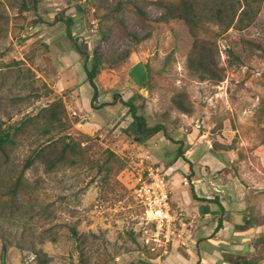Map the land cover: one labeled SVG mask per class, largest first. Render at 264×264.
<instances>
[{
	"label": "rangeland",
	"instance_id": "1",
	"mask_svg": "<svg viewBox=\"0 0 264 264\" xmlns=\"http://www.w3.org/2000/svg\"><path fill=\"white\" fill-rule=\"evenodd\" d=\"M118 2L121 9L113 13L111 8ZM154 2L0 0V129L28 119L7 154L0 155V185L6 186V192L13 189L11 200L0 202V256L2 244L6 245L3 264H159L163 249L172 242L173 236L165 244L161 236L154 241L152 226L143 221L142 205L127 177L126 181L105 174L93 161L98 148L105 147L127 169H136L140 160L151 164L149 150L133 144L130 135L124 139L121 128L114 134L106 129L101 137L84 134L92 139L83 143L93 147L87 157L68 154L52 167L39 162L25 168L37 145L58 134L80 133L72 128L66 111L68 123L63 128L41 116L43 108L60 96L52 88L56 62L45 56L50 46L41 35L43 27L54 25L51 32H61L81 60L86 58L88 67L96 62L98 72L134 61L145 68L148 78L133 96L140 104L137 114L144 116L148 126L163 125V132L151 140L194 133L218 152L248 187L246 218L257 224L231 262L264 264V224H260L264 215V0L242 31L221 33L214 20L203 19L197 37L214 45L217 65L223 68L218 82L200 80L187 69L192 36L181 21L157 22L160 9ZM45 7L51 14L44 12ZM135 8L144 16L137 15ZM115 16L140 39L138 43L123 35ZM237 41L249 54L243 65L230 64L226 55V48ZM140 89L145 95L139 94ZM181 90L192 105L188 115L170 101Z\"/></svg>",
	"mask_w": 264,
	"mask_h": 264
},
{
	"label": "crops",
	"instance_id": "2",
	"mask_svg": "<svg viewBox=\"0 0 264 264\" xmlns=\"http://www.w3.org/2000/svg\"><path fill=\"white\" fill-rule=\"evenodd\" d=\"M44 12L49 15L52 11L45 7ZM55 26L43 27L41 35L50 46L45 56L56 62L52 88L62 97L72 128L100 137L106 129L114 134L125 128L130 117L123 103L141 86L145 68L134 61L99 71L93 78V99L85 69L91 67L60 37L61 32H51ZM151 139L135 145L149 150L151 164L171 168L167 176L169 207L176 230L159 264H233L231 257L243 249L252 229L242 227L248 215V187L230 171L218 152L210 150L206 141L194 133Z\"/></svg>",
	"mask_w": 264,
	"mask_h": 264
},
{
	"label": "trees",
	"instance_id": "3",
	"mask_svg": "<svg viewBox=\"0 0 264 264\" xmlns=\"http://www.w3.org/2000/svg\"><path fill=\"white\" fill-rule=\"evenodd\" d=\"M261 3L262 0H155L154 2L157 8L160 9V14L156 18L157 22L167 23L171 20L181 21L192 36V43L186 57L187 69L200 80H212L214 82L223 79V68L217 65L214 45L208 40L197 37L199 28L203 27V19L207 17L214 20L221 29V33L227 32L229 29L242 31L254 20L259 12ZM121 4L122 2H118L117 5L111 8L113 13L120 11L121 7H118V5L121 6ZM24 7L23 4V9ZM135 13L141 15V17L144 16V13L139 8H135ZM69 21L72 22L70 19ZM116 21L122 28L123 35L126 38L135 43L140 41L135 34L127 30L120 18L116 17ZM226 55L230 64L237 65H243L249 57L247 49L240 41L227 47ZM85 69L87 79L94 91V99L96 87L93 83V78L98 73V66L95 62L90 69L86 67ZM146 77L148 78L147 71ZM170 101L172 106L180 113L186 115L191 113L192 105L185 91L181 90L174 93ZM123 105L128 108V116L130 117V123L120 130L124 139H129L128 137L130 135L132 143L136 144L137 142H145L157 133L163 132L162 124L158 123L153 126H148L144 116L137 114V109L140 104L137 102L135 96H132L129 100L124 102ZM42 112L44 113L41 116L51 125L57 124L63 128V126L68 123L60 96L53 98L51 104L43 108ZM27 121L20 122V124L16 126L12 125L8 129H0V155L5 156L7 154L6 149L8 145L13 143L14 137L22 130ZM77 135L58 134L57 137L48 138L32 150L30 156L25 161V168L39 162L52 167L62 159L68 157V154L81 157H84L86 154L87 157V150L93 147L92 144H84V146L83 143L90 142L92 139L84 134L78 133ZM94 139L97 140L95 137ZM110 141L116 142L114 139ZM98 149V154H96L98 158L93 160L98 170L104 171L105 174L118 175L117 177L119 178L124 177L123 180L127 181L128 179L130 183L132 177L128 174V171H126L127 167L124 161L109 148L99 147ZM93 161L89 160L90 163ZM2 183L4 184V182ZM5 187L6 186L0 185L1 203H6L8 200H11L13 195V189H10L8 193L4 191ZM260 224H264V215L262 216ZM256 225V223H251L246 220L242 227L253 228ZM5 252L6 245L2 244L0 256L1 264L4 262Z\"/></svg>",
	"mask_w": 264,
	"mask_h": 264
},
{
	"label": "built area",
	"instance_id": "4",
	"mask_svg": "<svg viewBox=\"0 0 264 264\" xmlns=\"http://www.w3.org/2000/svg\"><path fill=\"white\" fill-rule=\"evenodd\" d=\"M132 177L130 182L134 198L143 208V221L152 226V238L165 244L176 235L174 218L169 207L168 174L171 168L155 164H143L142 160L135 168L126 169ZM167 253V248L163 249Z\"/></svg>",
	"mask_w": 264,
	"mask_h": 264
},
{
	"label": "water",
	"instance_id": "5",
	"mask_svg": "<svg viewBox=\"0 0 264 264\" xmlns=\"http://www.w3.org/2000/svg\"><path fill=\"white\" fill-rule=\"evenodd\" d=\"M139 94H141V95H145L144 90H143V89H140V90H139Z\"/></svg>",
	"mask_w": 264,
	"mask_h": 264
}]
</instances>
